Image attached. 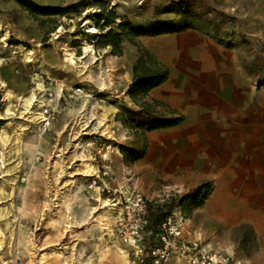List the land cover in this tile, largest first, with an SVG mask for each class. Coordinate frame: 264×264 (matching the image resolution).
Masks as SVG:
<instances>
[{
    "label": "rangeland",
    "instance_id": "rangeland-1",
    "mask_svg": "<svg viewBox=\"0 0 264 264\" xmlns=\"http://www.w3.org/2000/svg\"><path fill=\"white\" fill-rule=\"evenodd\" d=\"M121 22L119 52L100 45ZM143 51L173 103L129 96ZM133 186L174 201L185 238L264 264V0H0V264H150L120 233Z\"/></svg>",
    "mask_w": 264,
    "mask_h": 264
},
{
    "label": "built area",
    "instance_id": "built-area-1",
    "mask_svg": "<svg viewBox=\"0 0 264 264\" xmlns=\"http://www.w3.org/2000/svg\"><path fill=\"white\" fill-rule=\"evenodd\" d=\"M172 195L166 191L155 202H166ZM122 196L121 221L129 226L120 233L123 240L136 249V253L145 251L150 264H167L172 257L180 264H241L235 263L230 253L211 248L199 235L185 238L180 210H171L156 228H152L149 226L148 206L142 193L133 186L130 193Z\"/></svg>",
    "mask_w": 264,
    "mask_h": 264
},
{
    "label": "trees",
    "instance_id": "trees-1",
    "mask_svg": "<svg viewBox=\"0 0 264 264\" xmlns=\"http://www.w3.org/2000/svg\"><path fill=\"white\" fill-rule=\"evenodd\" d=\"M114 14L112 12L107 15L104 23L107 25L114 21ZM128 23L121 22L118 24L119 32H114L111 28L108 29L106 33L99 35L100 45H111L113 51L119 52V42L120 36L124 34L125 27ZM131 31L135 29L131 28ZM155 32V31H154ZM168 75V70L166 67L157 62V60L148 52L143 51L135 61L132 67V81L128 87V94L134 101H139L143 96H145L152 88L165 82ZM181 117H176L172 119H163L158 124L160 126L166 127L171 125H176L181 122ZM154 126H159L157 123ZM124 150V149H123ZM188 200V196L183 197L182 203L184 204ZM174 201L169 203L156 204L155 206L148 207L147 218L149 221V226L156 228L169 210L173 207ZM199 204V203H197ZM151 212V214H150ZM154 212V214H153Z\"/></svg>",
    "mask_w": 264,
    "mask_h": 264
},
{
    "label": "bare ground",
    "instance_id": "bare-ground-1",
    "mask_svg": "<svg viewBox=\"0 0 264 264\" xmlns=\"http://www.w3.org/2000/svg\"><path fill=\"white\" fill-rule=\"evenodd\" d=\"M90 32H93V33H97V30H96V28L95 27H93V28H91L90 30H89ZM83 43H84V47H83V52H84V54H83V56H81V57H76L75 55H74V53L72 52V51H70V49H68V48H66V47H64V46H62V48H60V50L63 52L62 54L65 56V58L67 59V60H69L71 63H76V61H79V62H81L82 61V58H84L87 54H88V52H90V51H93V46H92V44H89L86 40H84L83 41ZM94 52V51H93ZM92 52V53H93ZM26 56V55H25ZM29 56V55H28ZM27 57V56H26ZM83 62V61H82ZM2 82V81H1ZM3 83V82H2ZM3 85H4V83H3ZM9 93V92H8ZM7 96V95H6ZM7 97H9V96H7ZM35 95H34V93H31L30 95H28V96H22L21 98H20V100L23 102V104L25 105V107H26V109L27 108H29L32 104H33V102L35 101ZM88 109V108H87ZM34 114V113H33ZM37 114V113H36ZM82 121H84V119L82 120ZM23 129H21V131H22ZM84 133V132H83ZM82 133V134H83ZM20 134H21V132H18L17 133V135H16V138H17V140L19 141V138H20ZM78 139V140H77ZM74 140H76L77 142L75 143V144H73V146H74V148H81L80 147V144H81V139L80 138H74ZM60 156V155H59ZM103 202V201H102ZM111 203L112 204H114L112 201L110 202V205H111ZM68 223H69V225L70 226H73L74 224H75V221L70 217V216H68V221H67ZM68 225V226H69ZM76 247V246H75ZM72 248V247H71ZM65 252V251H64ZM59 254L61 255V257H64V259H65V261L67 262V263H69V264H74V262H75V259L72 257V259H71V261L69 262V259L66 257V256H64V253L62 252V251H59ZM41 259H43L44 261V263L46 262V258H45V255H42L41 256Z\"/></svg>",
    "mask_w": 264,
    "mask_h": 264
},
{
    "label": "crops",
    "instance_id": "crops-1",
    "mask_svg": "<svg viewBox=\"0 0 264 264\" xmlns=\"http://www.w3.org/2000/svg\"><path fill=\"white\" fill-rule=\"evenodd\" d=\"M163 86H165L164 83L161 84V85H159V86H157V87H155V88H153L149 92V95H151L153 98L158 99L160 101H163V102L166 101V102L173 103L172 102L173 101L172 98L169 97L168 93L164 91ZM227 86L228 85H223L222 87H224V89H226V88H228ZM199 87H201L202 89H204V91H200V94L203 95V96H205L206 99L209 98V97H211V98L212 97H215V96L212 95V93L210 91L211 90L210 88L212 87V84H211L210 81H202ZM199 105H202L203 106V103H200ZM202 106H200V108H202ZM219 171H220V169L217 172H219ZM220 172L221 173L222 172L225 173L226 170L220 171ZM188 239H190V236H188Z\"/></svg>",
    "mask_w": 264,
    "mask_h": 264
}]
</instances>
